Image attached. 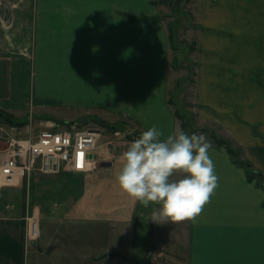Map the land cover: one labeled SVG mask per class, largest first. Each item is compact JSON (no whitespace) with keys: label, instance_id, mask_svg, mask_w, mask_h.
<instances>
[{"label":"crops","instance_id":"1","mask_svg":"<svg viewBox=\"0 0 264 264\" xmlns=\"http://www.w3.org/2000/svg\"><path fill=\"white\" fill-rule=\"evenodd\" d=\"M165 1L0 0V109L17 119L53 103L129 131L181 130L168 95ZM192 2V111L237 152L211 143L218 183L201 212L154 216L156 202L145 205L118 181L136 134L112 141L101 133L93 169L26 179L41 190L27 189L37 206L0 189V264H148L153 243L167 246L157 264H264V0ZM34 210L45 221L32 241L26 218Z\"/></svg>","mask_w":264,"mask_h":264},{"label":"clouds","instance_id":"2","mask_svg":"<svg viewBox=\"0 0 264 264\" xmlns=\"http://www.w3.org/2000/svg\"><path fill=\"white\" fill-rule=\"evenodd\" d=\"M211 147L204 135L178 130L165 136L153 124L123 152L118 181L145 205L156 202L159 208L154 216L165 220L194 218L218 183ZM177 172L182 175L174 178Z\"/></svg>","mask_w":264,"mask_h":264},{"label":"rangeland","instance_id":"3","mask_svg":"<svg viewBox=\"0 0 264 264\" xmlns=\"http://www.w3.org/2000/svg\"><path fill=\"white\" fill-rule=\"evenodd\" d=\"M164 5L162 15L172 30L170 55L171 73L168 88L169 100L173 108L181 113V116L177 114L179 123L181 124V130H184L189 134L196 133L197 135H204L207 141L213 143L218 139V137L214 136L219 133L216 129H214V127L199 125L196 117L197 114L192 111L193 105L195 104V87L192 85V82L194 80L196 70V62L193 60L194 55H192L193 48L195 50V35L193 31L195 30L193 16L195 13V5L192 0H168L165 1ZM54 105L51 103L47 107L42 106L38 108L36 106L37 109L27 112L21 118H14L16 120L14 121L15 123L13 122V124L4 119V117H2L3 115H0V127H3V129H0V135H2V137L7 136V134L12 135V126L16 127V131H14L16 135L23 136L26 134L27 129L30 126L33 127L36 132L41 128H71L72 124L84 127H98L102 134L108 133V136H112V138H110L112 141L125 140L127 133H129V135L136 134V137L142 133L138 129H132L129 131V127H123L121 121L111 122L106 118L104 119V117L102 118V116L99 114H85V116H88L89 118L88 121H84V115L82 117L77 114L75 115L73 112H67L66 115L64 112L62 113L57 109V105ZM64 114L70 119L66 118ZM102 119L107 121L109 125L102 124ZM112 126H115L118 131L113 129ZM5 146L6 143L4 142L3 138H0V147L3 148ZM36 175L37 177H35V181L43 179V177L47 179H52L54 177L53 175L47 176L41 173ZM24 179L26 180L28 178ZM24 179H19L18 181L9 183L4 177L0 176V189L3 191L13 190V200L15 201L30 202L34 206H37L39 201L37 200V202H35V199H32L29 196L30 190L32 193H34L35 197L36 195L38 196L41 190L37 189V191L36 188L32 189L29 181H25ZM29 187L30 189L28 195L27 189ZM31 196L33 195L31 194ZM8 197L9 195H5L3 192L1 195V200H9ZM44 221V219L42 220V218H40L39 222L41 224ZM160 244L163 243H153L146 249V263L157 264L158 261L154 263L151 261L148 251L155 249Z\"/></svg>","mask_w":264,"mask_h":264},{"label":"built area","instance_id":"4","mask_svg":"<svg viewBox=\"0 0 264 264\" xmlns=\"http://www.w3.org/2000/svg\"><path fill=\"white\" fill-rule=\"evenodd\" d=\"M12 130V135H0L6 143L0 147V176L9 183L29 178L35 172L55 175L63 170L89 171L97 165L95 148L101 135L98 127L72 124L71 128H41L35 132L30 126L23 136L16 135V127L12 126ZM26 221L27 238L38 240L41 233L37 212L29 213ZM148 252L154 263L167 256V246L160 244Z\"/></svg>","mask_w":264,"mask_h":264},{"label":"trees","instance_id":"5","mask_svg":"<svg viewBox=\"0 0 264 264\" xmlns=\"http://www.w3.org/2000/svg\"><path fill=\"white\" fill-rule=\"evenodd\" d=\"M170 31L172 32L171 29H170ZM171 34H172V33H171ZM171 39H172V36H171ZM193 50H194V48H193ZM3 111H4V110H1V109H0V115H3L2 117H4V119H6L9 123H12V124H13V122L15 121L13 115H11L10 113H8V112H6V111H4V112H3ZM177 114L181 116V113L178 112V111H177ZM14 123H15V122H14ZM217 142H218V144H220V145H227V144H228V143H227V140H226V139H223V138H218V139H217ZM228 150H229V152H230L232 155H236V154H237V152L234 151V150L232 149V147H231L229 144H228ZM244 163L251 167V165H250V163H249L248 161H245ZM251 168H252V167H251ZM256 172H257V171H255V170L252 169V173H253V174H255Z\"/></svg>","mask_w":264,"mask_h":264},{"label":"water","instance_id":"6","mask_svg":"<svg viewBox=\"0 0 264 264\" xmlns=\"http://www.w3.org/2000/svg\"><path fill=\"white\" fill-rule=\"evenodd\" d=\"M88 118H89L88 116H84L83 120L84 121H88ZM72 123H74V122H72ZM101 123L104 124V125H109V123L107 121H105L104 119L101 120ZM112 128L115 129L116 127L112 126Z\"/></svg>","mask_w":264,"mask_h":264},{"label":"snow or ice","instance_id":"7","mask_svg":"<svg viewBox=\"0 0 264 264\" xmlns=\"http://www.w3.org/2000/svg\"><path fill=\"white\" fill-rule=\"evenodd\" d=\"M83 154H81V156H82Z\"/></svg>","mask_w":264,"mask_h":264}]
</instances>
